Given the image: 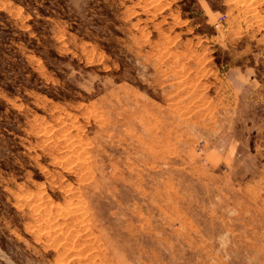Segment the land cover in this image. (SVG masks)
Instances as JSON below:
<instances>
[{
    "label": "rangeland",
    "instance_id": "obj_1",
    "mask_svg": "<svg viewBox=\"0 0 264 264\" xmlns=\"http://www.w3.org/2000/svg\"><path fill=\"white\" fill-rule=\"evenodd\" d=\"M0 264H264V0H0Z\"/></svg>",
    "mask_w": 264,
    "mask_h": 264
}]
</instances>
